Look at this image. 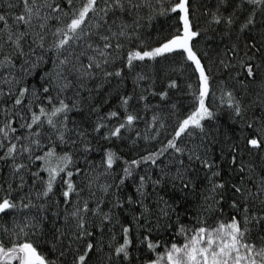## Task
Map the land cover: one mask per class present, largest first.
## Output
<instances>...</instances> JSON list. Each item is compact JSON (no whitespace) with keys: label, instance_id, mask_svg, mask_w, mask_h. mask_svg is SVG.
Wrapping results in <instances>:
<instances>
[{"label":"snow or ice","instance_id":"snow-or-ice-1","mask_svg":"<svg viewBox=\"0 0 264 264\" xmlns=\"http://www.w3.org/2000/svg\"><path fill=\"white\" fill-rule=\"evenodd\" d=\"M0 5V264H264V0Z\"/></svg>","mask_w":264,"mask_h":264},{"label":"trees","instance_id":"trees-1","mask_svg":"<svg viewBox=\"0 0 264 264\" xmlns=\"http://www.w3.org/2000/svg\"><path fill=\"white\" fill-rule=\"evenodd\" d=\"M13 2H15V0H13ZM204 2L206 4H208L209 6H214V0H204ZM0 11L7 12L8 10L6 8H4L2 5H0ZM13 11L19 12V8L14 9ZM201 23H203V17H201ZM165 27H166V22H165L164 18H162V17L161 18H158V20L153 21V25H152V28L150 30L151 31V34L153 36H155L156 31H157L158 28L159 29H164ZM207 43H210L213 46H215L217 44V40L209 41ZM47 66L48 67H51V63L49 62ZM38 80H39V77L36 78V82H38ZM157 86L159 87V82L157 83ZM128 87H129V89H131V82L130 81L128 83ZM182 87H183V83H182ZM69 95H71V93H69ZM156 99H158V98H156ZM172 99L175 100V101H177V102H179L182 106H186L188 104V99L185 98L184 96H182L180 92H174L172 94ZM149 101L152 102V103H154L155 102V99L152 98L151 96H149ZM208 102L209 103H213L211 97L208 98ZM112 103H115V101L113 100ZM215 103H218V101H215ZM111 106H112V104L105 105L104 106V111H106ZM142 114L145 115V119L146 120L151 118V113H142ZM224 119H225V117L222 116L221 117V120H224ZM139 126H140V129L143 130L144 122L141 121ZM171 131H172V124L170 122L166 131L165 130H161L160 137H159V141H156V142H153V143L158 145V143L160 141H164L165 136H167ZM95 142L96 141H93L94 144H95ZM101 143L103 144L104 142L101 141ZM123 143L126 144L127 141H124ZM112 146L118 152H120L121 155L125 156L126 158H133V156H134V154H135L136 151H141L142 152L143 148L145 147L143 141L140 142V149L129 150V148L123 147L120 142H117V143H115ZM100 155H101L100 153L93 151L91 153L89 159H92V160H95V161L98 162L99 159H100ZM37 163H39V162H37ZM81 166L82 167L84 166L83 163H82V161H81ZM0 169H2L3 172H7V168L2 163H0ZM119 170H120V162H117V171H119ZM61 175H63V174H61ZM73 179H75V180H77V182H79V180H78L77 177L74 176ZM60 183H62V181H60ZM128 183H129V185H131V181H129ZM57 190H59V183L57 184ZM129 191H131V188L130 187L127 188V189H125V193H127ZM105 210H107V209L105 208ZM182 219H184L186 221L187 220V217L186 216L185 217H182ZM128 220H130V217H128ZM6 222L9 223V225H10V221H7L6 218H4L2 215H0V226H2ZM105 232L107 233V236H109V237L112 235V233H108L107 232V229H105ZM115 232H116V235H117V241H122V233L120 232L119 225H117L115 227ZM135 235H136V233L133 230V232H132V238H133V240H135ZM172 235H173V233H171V232H169V233L166 234L167 237H171ZM180 242L181 243L183 242L182 239H181ZM137 255L138 254L135 252V250H133V259H135Z\"/></svg>","mask_w":264,"mask_h":264}]
</instances>
